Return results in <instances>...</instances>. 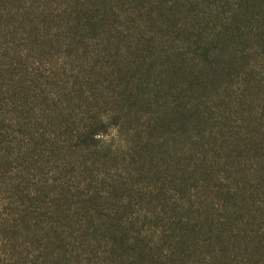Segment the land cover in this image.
I'll return each mask as SVG.
<instances>
[{
	"label": "rangeland",
	"instance_id": "rangeland-1",
	"mask_svg": "<svg viewBox=\"0 0 264 264\" xmlns=\"http://www.w3.org/2000/svg\"><path fill=\"white\" fill-rule=\"evenodd\" d=\"M0 264H264V0H0Z\"/></svg>",
	"mask_w": 264,
	"mask_h": 264
},
{
	"label": "clouds",
	"instance_id": "clouds-1",
	"mask_svg": "<svg viewBox=\"0 0 264 264\" xmlns=\"http://www.w3.org/2000/svg\"><path fill=\"white\" fill-rule=\"evenodd\" d=\"M115 114L110 112H102L99 114V120L106 125H110L112 117ZM95 140L99 141L100 143H105L112 145L115 147H120L121 149L127 148V141L126 137H123L119 131V125L109 126L107 129V133L101 131L95 134L93 137Z\"/></svg>",
	"mask_w": 264,
	"mask_h": 264
}]
</instances>
